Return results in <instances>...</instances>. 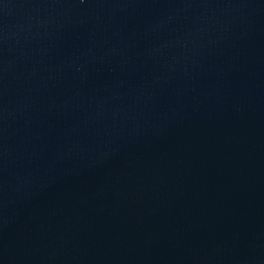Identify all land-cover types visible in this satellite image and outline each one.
Wrapping results in <instances>:
<instances>
[{"label": "water", "instance_id": "95a60500", "mask_svg": "<svg viewBox=\"0 0 264 264\" xmlns=\"http://www.w3.org/2000/svg\"><path fill=\"white\" fill-rule=\"evenodd\" d=\"M0 264H264V0H0Z\"/></svg>", "mask_w": 264, "mask_h": 264}]
</instances>
